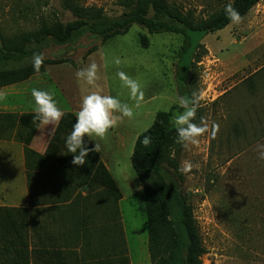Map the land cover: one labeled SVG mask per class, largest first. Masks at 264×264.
Returning a JSON list of instances; mask_svg holds the SVG:
<instances>
[{
    "label": "rangeland",
    "instance_id": "1",
    "mask_svg": "<svg viewBox=\"0 0 264 264\" xmlns=\"http://www.w3.org/2000/svg\"><path fill=\"white\" fill-rule=\"evenodd\" d=\"M165 1L181 14H189L194 23L206 22L233 2ZM76 3L100 10L101 26L123 20L134 10L131 0ZM75 21L63 7V0H0V41L37 35L43 28L60 26L64 30ZM142 37L146 39V48L141 45ZM189 38L191 47L186 55L190 57V71L186 81V76H175L174 66L183 46L180 35H150L144 28L132 25L125 35L104 43L98 36L86 33L74 43L43 45L44 60H61L48 65L49 71L52 67L66 70L71 66L79 70L92 63L97 65L94 86L81 85L74 76L58 72L63 98L66 96L72 102L77 90L82 101L91 92L106 91L133 111L131 118L115 113L118 123L106 136L120 143L116 145L119 156L116 160L100 161L116 183L121 199L116 201L99 178L93 176L89 184L92 194L85 202L87 218L83 221L87 222L83 224L81 219L71 216L67 222V249L72 250L69 264H118L123 257L128 264H151L143 191L134 172L129 186L122 176L131 166L137 136L151 127L158 112L178 106L177 88L184 81L191 96L202 97L196 122L202 117L209 124V132L199 138L198 145L181 146L173 156L172 166L162 164L161 173L165 183L181 191L193 210L204 252L199 262L264 264V160L258 158L257 152V146L264 145V74L251 80L250 88L243 87L264 68V4L260 0L239 24H230L211 35L190 33ZM120 72L141 84L142 97L130 95L117 75ZM49 88L56 92L54 85ZM213 123L219 125L214 136ZM27 132L16 128L9 139L19 142ZM185 161L193 164L190 172L180 171ZM81 168L85 173L82 175H86L92 164L88 161ZM108 211L110 223L104 219ZM54 224L57 230L59 224ZM81 224L87 225L85 232Z\"/></svg>",
    "mask_w": 264,
    "mask_h": 264
},
{
    "label": "trees",
    "instance_id": "2",
    "mask_svg": "<svg viewBox=\"0 0 264 264\" xmlns=\"http://www.w3.org/2000/svg\"><path fill=\"white\" fill-rule=\"evenodd\" d=\"M131 1L134 10L126 18L101 26L100 10L82 7L76 3V0H63V7L70 11L76 19L64 30L60 26H55L43 28L37 35L26 36L19 40H1L0 89L22 83L32 76L41 75L48 65L60 63L61 60L51 62L44 60L39 72L34 70L33 54L41 53L43 45L48 42H56L61 46L66 43H74L81 36L90 33L98 36L104 43L116 36L125 35L132 25L144 28L150 35L168 33L183 37L180 60L174 67L175 76H186V81L190 71V57L186 55L187 50L191 47L189 34L211 35L222 31L231 24L225 11L206 22L194 23L189 14H181L169 6L165 0ZM259 1L233 0L232 3L243 17ZM261 1L264 4V0ZM141 45L143 48L147 47L144 37L141 38ZM257 74L251 76L243 87L250 88V81L264 74V68ZM185 81L177 88L179 97H191L186 90ZM175 111L179 112L182 109L173 106L167 112H158L155 115L151 127L137 136L139 139L136 138L134 142L130 163L143 191L147 251L150 263L200 264L199 258L204 252L193 218V210L187 204L181 191L173 189L165 183L161 173L162 164L172 166L173 156L182 146L176 143V132L171 126V118ZM33 117L34 114L21 116L0 114V140L10 138L9 134L14 129L23 128L28 131L19 140L24 146V153L26 156L35 154L31 150L30 144L40 122L35 121ZM74 122L73 116L69 115L65 118L64 137H67L71 132ZM142 134L149 135L152 139V143L148 147H144L140 143V140L143 139ZM88 146L90 149L93 147L90 141H88ZM87 160L91 162L92 170L87 172L86 176L98 177L102 186L111 193L116 201H119L121 194L118 187L100 162L97 153L89 152ZM69 166H73L72 160ZM79 172L82 171L79 170ZM82 174L85 173L82 172ZM0 211L7 212V210ZM11 226L7 228L6 236L0 231V264H30L31 261L32 264H35L34 254L36 252L30 253L27 241ZM118 264H128V261L123 257L119 259Z\"/></svg>",
    "mask_w": 264,
    "mask_h": 264
},
{
    "label": "crops",
    "instance_id": "3",
    "mask_svg": "<svg viewBox=\"0 0 264 264\" xmlns=\"http://www.w3.org/2000/svg\"><path fill=\"white\" fill-rule=\"evenodd\" d=\"M51 69L46 67L41 75L0 89V114H34L33 89L54 93L58 106L66 113L58 127L39 124L30 144L35 154L26 156L23 144L13 139L0 140V210H7L0 211V231L6 236L7 228L12 225L14 231L27 241L30 253L36 252L37 264H69L72 250L67 249V222L70 216L82 221L87 218L85 202L92 194L89 189L92 177L82 175L81 166H69L73 154L68 152L64 137L65 118L76 117L81 101L77 90L72 102L66 96L63 98V89H59L62 88L61 78L56 74H70L72 78L77 69L71 66L66 70L61 67ZM53 85L56 92L49 88ZM96 92L110 95L106 91ZM90 139L93 147L95 143L100 145L96 152L100 161L118 158L116 145L120 146V143L116 140L107 136L103 140ZM104 219L111 222L110 211ZM86 222L84 220L83 224ZM54 223L59 224L57 230H54ZM83 224L85 232L88 227Z\"/></svg>",
    "mask_w": 264,
    "mask_h": 264
},
{
    "label": "clouds",
    "instance_id": "4",
    "mask_svg": "<svg viewBox=\"0 0 264 264\" xmlns=\"http://www.w3.org/2000/svg\"><path fill=\"white\" fill-rule=\"evenodd\" d=\"M226 16L231 24L236 25L242 22L240 12L233 7V3L225 5ZM44 62L42 53L33 54V68L39 72ZM119 60L115 63L119 64ZM123 81L125 87L129 89L132 97H142L141 84L131 77L126 76L123 72L117 74ZM75 77L81 85L94 86L97 77V65L90 64L86 68L76 71ZM33 98L32 112L34 120L39 121L43 125L59 126L60 121L66 115L58 101L55 99L54 93L45 90L33 89L31 92ZM202 99L199 95L191 97H177L176 103L182 111L176 112L172 117V124L176 132V143L187 148L189 145L196 146L199 144V138L209 132V124L202 117L197 120V111ZM119 112L122 117L131 118L133 116L132 108L123 103L119 98L112 95H102L98 92H91L84 95L80 104V109L76 114L71 132L65 139L66 148L72 153V164L80 167L88 163L87 157L89 152H99L100 145L94 144L91 149L88 141L91 137L105 139L108 131L114 128L118 123V117L115 113ZM219 125L213 123L211 125L212 135L218 131ZM147 131V129H145ZM143 135V134H142ZM139 139V137H137ZM92 141V140H91ZM140 143L144 147H148L152 143L149 135H143ZM258 158L264 160V145L257 146ZM193 164L185 161L181 172H190ZM133 168L130 166L129 171L122 176V179L129 186V181L135 176L132 175Z\"/></svg>",
    "mask_w": 264,
    "mask_h": 264
}]
</instances>
